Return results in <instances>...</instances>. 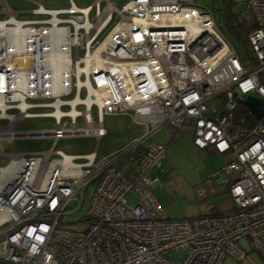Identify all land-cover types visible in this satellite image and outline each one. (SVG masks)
Masks as SVG:
<instances>
[{"label":"built area","instance_id":"obj_1","mask_svg":"<svg viewBox=\"0 0 264 264\" xmlns=\"http://www.w3.org/2000/svg\"><path fill=\"white\" fill-rule=\"evenodd\" d=\"M68 2L54 10L38 4L30 14L39 18L23 20L0 0L6 30L0 33V261L221 264L227 256L245 258L242 240L264 259V117L247 127L233 114L236 89L264 99V0H232L244 6L238 17L250 15L256 25L243 54L217 27L213 11L193 0H129L121 8L109 0L84 8ZM15 22L25 36L10 31ZM15 37L19 53L9 49ZM210 99L222 103L220 113L206 104ZM126 112L144 128L142 138L192 124L195 147L229 155L222 171L231 176L230 210L167 217L151 196L160 186L154 170L166 154L161 143H147L126 171L116 163L140 140L98 157L103 117ZM29 118H50L54 127L19 128ZM77 137L94 139L93 150L54 149ZM29 139H49L52 146L4 151L5 144ZM90 184L79 220L84 227L74 228L67 216L80 209ZM130 193L134 205L126 199ZM177 250L184 256L173 261L168 255Z\"/></svg>","mask_w":264,"mask_h":264},{"label":"rangeland","instance_id":"obj_2","mask_svg":"<svg viewBox=\"0 0 264 264\" xmlns=\"http://www.w3.org/2000/svg\"><path fill=\"white\" fill-rule=\"evenodd\" d=\"M7 7L18 13L17 19L32 20L39 18L30 14V10L42 5L48 10L64 9L69 6L68 0H4ZM94 0H73L79 8H84L93 3ZM121 8L129 0H109ZM199 7H208L213 11L215 22L223 25V16L226 14L225 3L222 0H193ZM105 4L101 3V7ZM244 10L241 3H233L230 11L238 15ZM5 14L1 12L0 19ZM232 40V39H231ZM235 42L234 40H232ZM235 43L238 53H245L242 43ZM81 53V52H80ZM212 106L218 113L222 111V103L215 99H210L206 103ZM78 109H81L80 107ZM93 118L96 117L95 107L91 110ZM78 124H80L78 120ZM4 122L0 121V127ZM54 127V121L50 118H29L23 119L19 128L28 130H49ZM103 127L106 131L105 136L100 140L97 148V156H111L121 153L129 147L134 141L140 140L139 147H144L150 141L161 143L166 147L165 157L161 160L160 166L154 170L155 175L160 180V186L156 187L152 193V198L162 207L165 215L172 219L191 218L203 213H210L211 204H217L219 208L224 209L230 205V198L226 191V183L231 179L230 175H225L222 171L225 164L230 160V156H217L207 150H201L194 146L192 142L193 127L192 124L178 129L166 126L154 133L151 137L142 138L144 128L134 121L131 112L118 113L103 117ZM95 140L89 137H77L59 140L55 150H61L65 154H81L93 150ZM52 146V140L49 139H29L15 140L6 145V153L15 152H42ZM134 148L129 153L119 158L116 165L122 171L128 170L127 163L131 168L134 166L129 162L128 157L139 148ZM136 149V151H135ZM94 184H90L83 192V203L78 210H74L67 216L70 226L74 228H83L79 223L86 215L88 203L93 191ZM203 190L204 196L199 197L198 192ZM130 205L137 202L136 197L130 193L126 197ZM76 205L73 206L75 209ZM245 253L244 259L227 256L221 264H264V259L255 252L247 240L240 241ZM184 256L182 250L171 252L168 257L173 260H181ZM3 262L0 261V264Z\"/></svg>","mask_w":264,"mask_h":264},{"label":"trees","instance_id":"obj_3","mask_svg":"<svg viewBox=\"0 0 264 264\" xmlns=\"http://www.w3.org/2000/svg\"><path fill=\"white\" fill-rule=\"evenodd\" d=\"M224 1L226 14L223 16V25H217L221 32L226 36V38L233 44L243 43L244 48H246V37L247 35L255 29L256 25L253 18L250 15H244L242 18H239L238 15H234L230 11V6L233 5L232 0H222ZM235 42H233L232 40ZM234 116L236 123L242 126L250 127L257 122L252 115H250L242 106L237 105L234 109ZM128 154V153H127ZM217 154V153H215ZM130 155L128 159L131 165H135L137 162V153Z\"/></svg>","mask_w":264,"mask_h":264},{"label":"water","instance_id":"obj_4","mask_svg":"<svg viewBox=\"0 0 264 264\" xmlns=\"http://www.w3.org/2000/svg\"><path fill=\"white\" fill-rule=\"evenodd\" d=\"M234 101L242 106L255 119L264 117V99L255 93H247L243 96L239 90L233 91Z\"/></svg>","mask_w":264,"mask_h":264},{"label":"bare ground","instance_id":"obj_5","mask_svg":"<svg viewBox=\"0 0 264 264\" xmlns=\"http://www.w3.org/2000/svg\"><path fill=\"white\" fill-rule=\"evenodd\" d=\"M10 14V13H9ZM14 21V19L12 18V19H10L9 20V23H11V22H13ZM55 21H53V23H54ZM16 23V27L14 28V29H12V30H10L11 32H13L14 34H16L17 36H20V37H22V36H25L26 35V30L25 29H23V28H21L20 27V23H18V22H15ZM4 22H2V21H0V33L3 31V33H6V30L3 28L4 27ZM20 27V28H19ZM11 38H12V36H10ZM14 40H12L11 41V43H10V47H9V49H11L12 51H15V53H19V52H21V51H23L19 46H20V44H16V37L15 38H13ZM14 42H15V44H14ZM14 44V45H13ZM13 45V46H12ZM20 98H22V97H20ZM24 102V101H23ZM23 102H21L20 103V106H25V102L23 103ZM6 169H1V173H4V171H5Z\"/></svg>","mask_w":264,"mask_h":264},{"label":"crops","instance_id":"obj_6","mask_svg":"<svg viewBox=\"0 0 264 264\" xmlns=\"http://www.w3.org/2000/svg\"><path fill=\"white\" fill-rule=\"evenodd\" d=\"M8 144H10V143H8ZM8 144H5L3 147H4V151L6 150V145H8ZM146 146H147V144L144 146V147H139L138 149H137V151L135 152V153H137V155L141 152V151H143L145 148H146ZM199 149V148H198ZM201 150H207L208 152H210V153H212V154H214V155H217V156H222L223 157V155H218V154H215V152L211 149V148H207V149H201ZM15 153H17V152H15ZM20 153H29V152H20ZM81 154H83V153H81ZM226 191H227V189H226ZM213 206V208H212V210L213 211H216V212H219V213H224V212H228L229 210H230V208H231V202H230V205L228 206V207H226L225 209H224V207L223 208H219L218 206H217V204H211L210 206H209V209H210V207H212ZM203 214H207V213H203ZM2 264H10V263H5V262H3Z\"/></svg>","mask_w":264,"mask_h":264}]
</instances>
